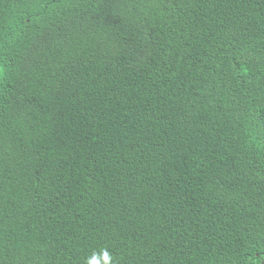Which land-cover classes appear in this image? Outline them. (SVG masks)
I'll use <instances>...</instances> for the list:
<instances>
[{"label":"trees","instance_id":"16d2710c","mask_svg":"<svg viewBox=\"0 0 264 264\" xmlns=\"http://www.w3.org/2000/svg\"><path fill=\"white\" fill-rule=\"evenodd\" d=\"M264 264V0H0V264Z\"/></svg>","mask_w":264,"mask_h":264},{"label":"clouds","instance_id":"9594fccd","mask_svg":"<svg viewBox=\"0 0 264 264\" xmlns=\"http://www.w3.org/2000/svg\"><path fill=\"white\" fill-rule=\"evenodd\" d=\"M103 259L105 264H111V256L108 254L107 250L103 251ZM88 264H99V261L95 259V254L89 259Z\"/></svg>","mask_w":264,"mask_h":264}]
</instances>
